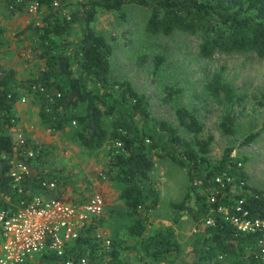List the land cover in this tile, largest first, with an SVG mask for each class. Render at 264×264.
<instances>
[{"label": "trees", "instance_id": "16d2710c", "mask_svg": "<svg viewBox=\"0 0 264 264\" xmlns=\"http://www.w3.org/2000/svg\"><path fill=\"white\" fill-rule=\"evenodd\" d=\"M4 2L10 13L22 12L35 3L38 15L17 34L29 38L28 54L42 64L25 77L0 64V189L15 193L10 181L15 165L11 160L23 158L31 167L22 172L24 194L62 197L54 190L60 177L41 171L38 154L25 153L38 144L25 140L21 145L7 131L6 127L15 121L14 103L25 93L37 106L40 123L46 129L71 130L89 150L107 145L108 160L102 176L120 186L119 198L131 216L124 234L134 240L133 245L126 241L125 248L135 249L138 260L133 263L126 252L122 254V240L110 233L109 249L100 248L95 230L98 225L106 228L102 217L67 242L62 255L46 248L20 264H65L68 257L74 259L73 264H81V256H86L85 264H264L259 257V234L237 230L218 209L222 206L235 212V201L242 198L251 216L264 217V189L247 182L244 157L232 155L233 148L226 146L213 160L207 154L213 134L200 137L204 124L192 108L175 107L177 124L153 115L146 93L138 91L128 79L110 77L112 45L93 27L98 9L116 10L123 15L124 5L137 4L147 10L148 32L168 35L178 31L193 36L204 56L217 52L264 56V0ZM4 32L0 22V44ZM163 61V54L154 56L152 73L158 72ZM207 88L223 106L220 129L234 134L237 107L243 105L245 94L237 92L220 70L210 73ZM163 90V100L168 102L180 88L166 84ZM257 133L251 131L240 143L250 142ZM163 157L184 169L188 185L180 200L170 202L169 222L151 228L149 216L158 197L150 174L156 160ZM219 175L223 179L230 176L231 180L222 184L216 180ZM43 181H54L55 187H46ZM183 214L189 215L194 227L193 242L185 252L174 227Z\"/></svg>", "mask_w": 264, "mask_h": 264}, {"label": "rangeland", "instance_id": "374dc122", "mask_svg": "<svg viewBox=\"0 0 264 264\" xmlns=\"http://www.w3.org/2000/svg\"><path fill=\"white\" fill-rule=\"evenodd\" d=\"M123 11L125 14L121 15L116 10L100 8L93 21L96 32L103 34L112 45L110 77L130 80L138 91L147 94L151 113L174 124H177L174 110L178 105L196 110L204 124L200 137L209 132L213 134L207 154L216 160L226 146H231L232 155L244 157L247 182L264 189V56L252 52H217L204 56L199 53L197 38L193 36L178 31L168 35L148 32L146 8L126 4ZM38 13V9L29 8L10 13L4 0H0V22L5 28L0 44V64L14 68L22 77L34 73L42 64L28 54L29 38L17 34ZM156 54H163L164 61L154 74ZM213 70H220L234 89L246 96L243 105L237 107L234 134H226L219 127L223 106L214 100L207 88ZM166 84L180 88L168 102L163 100ZM13 109L15 121L6 127L7 131L12 132L14 141L20 133L29 144H38L33 151L38 154L39 168L60 177L55 192L78 199L101 194L105 200L102 217L107 230L117 240H122L121 253L126 252L131 262H137L136 250L125 248L126 241L133 245L134 240L124 234L131 216L119 198L120 186L102 176V168L108 160L107 145L89 150L78 142L71 130L46 129L40 123L37 106L25 93L15 101ZM251 131L258 133L250 142L240 143ZM150 175L158 197L157 206L149 216L148 226L152 228L169 222L170 202L183 197L188 179L184 169L166 157L156 160ZM174 227L185 252L194 239L193 221L183 214Z\"/></svg>", "mask_w": 264, "mask_h": 264}, {"label": "built area", "instance_id": "2783aa9c", "mask_svg": "<svg viewBox=\"0 0 264 264\" xmlns=\"http://www.w3.org/2000/svg\"><path fill=\"white\" fill-rule=\"evenodd\" d=\"M29 9L36 10L35 3ZM16 141L23 145L25 137L19 133ZM25 153L34 155L32 148L25 150ZM25 170V165L15 164L10 172L14 194L0 189V264H20L35 258L46 248L62 255L67 242L77 238L81 230L102 219L104 214L105 200L98 193L82 201L36 192L25 195L22 176ZM224 179L220 175L216 177L222 184L230 181L231 177ZM42 185L53 188L55 182L43 181ZM242 204L243 199L239 198L235 201V212H229L222 206L218 209L237 230L259 234V257L264 260V217L251 216ZM95 238L102 250L109 249L111 238L104 226H97ZM79 261L85 264L86 256H81ZM73 263L72 257L65 259V264Z\"/></svg>", "mask_w": 264, "mask_h": 264}, {"label": "water", "instance_id": "95a60500", "mask_svg": "<svg viewBox=\"0 0 264 264\" xmlns=\"http://www.w3.org/2000/svg\"><path fill=\"white\" fill-rule=\"evenodd\" d=\"M11 163L13 164H23L27 169H31L30 165L28 163H25L23 158H14L11 160Z\"/></svg>", "mask_w": 264, "mask_h": 264}, {"label": "crops", "instance_id": "0c3cea01", "mask_svg": "<svg viewBox=\"0 0 264 264\" xmlns=\"http://www.w3.org/2000/svg\"><path fill=\"white\" fill-rule=\"evenodd\" d=\"M10 133H11V135H12V132L10 131ZM34 169V168H33ZM35 171H36V169H34ZM62 197H65V198H68V199H71V200H75V201H77V200H81V199H78V198H71V197H68V196H63L62 195Z\"/></svg>", "mask_w": 264, "mask_h": 264}]
</instances>
